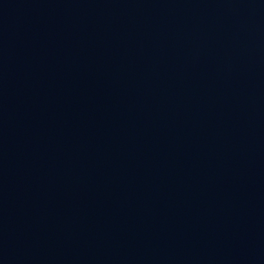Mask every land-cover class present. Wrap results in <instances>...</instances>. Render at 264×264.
Returning a JSON list of instances; mask_svg holds the SVG:
<instances>
[{
  "label": "water",
  "instance_id": "obj_1",
  "mask_svg": "<svg viewBox=\"0 0 264 264\" xmlns=\"http://www.w3.org/2000/svg\"><path fill=\"white\" fill-rule=\"evenodd\" d=\"M0 264H264V0H0Z\"/></svg>",
  "mask_w": 264,
  "mask_h": 264
}]
</instances>
